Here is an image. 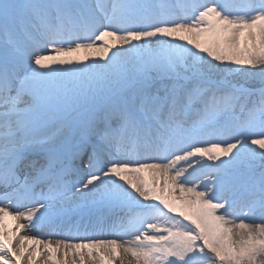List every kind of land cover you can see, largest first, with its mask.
Returning a JSON list of instances; mask_svg holds the SVG:
<instances>
[{
    "label": "snow or ice",
    "instance_id": "1",
    "mask_svg": "<svg viewBox=\"0 0 264 264\" xmlns=\"http://www.w3.org/2000/svg\"><path fill=\"white\" fill-rule=\"evenodd\" d=\"M0 188V264H264V0H0Z\"/></svg>",
    "mask_w": 264,
    "mask_h": 264
},
{
    "label": "bare ground",
    "instance_id": "2",
    "mask_svg": "<svg viewBox=\"0 0 264 264\" xmlns=\"http://www.w3.org/2000/svg\"><path fill=\"white\" fill-rule=\"evenodd\" d=\"M197 168H198V171L193 173V175L191 177L193 180H197L198 178H200V179L203 178L202 177V172L199 170V166H197ZM146 178L149 179L150 181L154 179L150 174H146ZM9 223L10 224L12 223L10 218H9ZM19 223L25 224L27 226V224H26L27 222L26 221L21 220V221H19ZM75 224H76V221H72L70 223L65 224L63 226V231L67 232L70 236L79 237L80 230L79 229H72V227H74ZM26 226L23 229H21L20 234H19L20 236H23V235H26V234L30 235V230ZM39 229H40L41 232L43 231L44 234H47L46 237L48 236V233H49L50 230L47 227H39ZM95 233H97V231L91 230L89 235H93ZM85 235L86 234H81V236H85ZM103 235L108 236V232L105 231L103 233ZM53 239H55V238H53ZM29 244H30V242H25L26 246H28ZM57 258L62 260L63 259V253L62 252L58 253L57 254ZM39 259L40 258L37 259L36 264H39ZM117 264H119V261H117Z\"/></svg>",
    "mask_w": 264,
    "mask_h": 264
},
{
    "label": "rangeland",
    "instance_id": "3",
    "mask_svg": "<svg viewBox=\"0 0 264 264\" xmlns=\"http://www.w3.org/2000/svg\"><path fill=\"white\" fill-rule=\"evenodd\" d=\"M257 83H258V81H257ZM257 86H258V84H257Z\"/></svg>",
    "mask_w": 264,
    "mask_h": 264
},
{
    "label": "trees",
    "instance_id": "4",
    "mask_svg": "<svg viewBox=\"0 0 264 264\" xmlns=\"http://www.w3.org/2000/svg\"><path fill=\"white\" fill-rule=\"evenodd\" d=\"M258 84V83H257Z\"/></svg>",
    "mask_w": 264,
    "mask_h": 264
}]
</instances>
